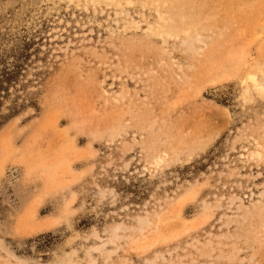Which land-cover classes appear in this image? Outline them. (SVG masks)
I'll return each instance as SVG.
<instances>
[{"label":"rangeland","instance_id":"rangeland-1","mask_svg":"<svg viewBox=\"0 0 264 264\" xmlns=\"http://www.w3.org/2000/svg\"><path fill=\"white\" fill-rule=\"evenodd\" d=\"M0 70V264H264V0H0Z\"/></svg>","mask_w":264,"mask_h":264},{"label":"bare ground","instance_id":"bare-ground-1","mask_svg":"<svg viewBox=\"0 0 264 264\" xmlns=\"http://www.w3.org/2000/svg\"><path fill=\"white\" fill-rule=\"evenodd\" d=\"M100 1L111 2V3L118 2V0H92L93 3L100 2ZM176 17H177V15H176ZM160 21H161V23L159 24L158 29L156 31L158 35H166L168 37H173V36L178 37L179 34L184 33V34H186V39H187L185 42H188L190 44V49H189L190 51H192V46H194L195 42H201L199 38L192 39L188 34L190 32V29L180 28L178 26V23L173 18H171L170 20H164V18L161 16ZM248 80L250 81L251 86L249 84H247ZM248 80L244 84L245 95H248L251 92L250 91L251 87L256 92H258L260 94H264V85L261 82H259L254 77V75L253 76L250 75ZM255 155L260 156V153H256ZM167 156L168 155L166 153L157 154L155 157H153V163H152L153 166L156 168L160 167L163 163H165ZM147 224H149V223L148 222H142V225H147Z\"/></svg>","mask_w":264,"mask_h":264},{"label":"trees","instance_id":"trees-1","mask_svg":"<svg viewBox=\"0 0 264 264\" xmlns=\"http://www.w3.org/2000/svg\"><path fill=\"white\" fill-rule=\"evenodd\" d=\"M17 77L18 73L0 70V111L3 105V98L8 95L9 87L17 80Z\"/></svg>","mask_w":264,"mask_h":264}]
</instances>
